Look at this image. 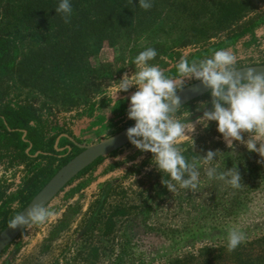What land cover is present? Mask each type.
<instances>
[{
    "label": "rangeland",
    "instance_id": "obj_1",
    "mask_svg": "<svg viewBox=\"0 0 264 264\" xmlns=\"http://www.w3.org/2000/svg\"><path fill=\"white\" fill-rule=\"evenodd\" d=\"M150 3L144 10L139 0L126 2L102 23L84 24L105 25V35L76 38L67 30L70 23H62L64 32L55 31L40 0H0V115L7 107L15 109L37 147L30 153L29 142V155L22 156L18 136L0 127V230L25 205L22 197L36 193L62 165L58 158L69 159L80 150L61 137L58 147L71 149L56 151L54 157L51 149L59 134L93 143L134 121L127 118L128 97L137 88L116 98L114 89L125 74L138 70L133 60L139 52L154 47L157 56L148 63L169 78H178L181 58L198 62L221 49L235 56L233 68L264 63V0ZM233 3L240 9L235 11ZM32 5L38 15L28 18L23 13ZM193 81L186 79L183 86ZM211 108L209 96L173 114L186 126L194 125L188 133L193 144L185 137L178 146L187 162L197 164V189L177 184L170 192L162 184L170 177L156 168L153 154L129 142L62 188L45 206L55 215L27 226L0 254V264L264 261V160L240 142L227 147L215 121L207 127L196 123ZM243 136L247 140L248 134ZM209 150L218 153L204 164L201 157ZM36 151L42 153L33 156ZM234 166L241 176L238 189L206 176L210 167L219 174ZM231 229L246 239L229 252Z\"/></svg>",
    "mask_w": 264,
    "mask_h": 264
},
{
    "label": "clouds",
    "instance_id": "obj_2",
    "mask_svg": "<svg viewBox=\"0 0 264 264\" xmlns=\"http://www.w3.org/2000/svg\"><path fill=\"white\" fill-rule=\"evenodd\" d=\"M139 6L147 10L152 5L150 0H139ZM55 11L63 14L65 23L70 22V0H60ZM156 56L154 47L139 52L133 60L138 70L131 76L125 74L121 78L115 86L114 95L116 98L119 92H127L132 86L137 88L128 97L127 118L134 120L135 124L126 130V137L136 149L153 154L156 168L170 177L162 182L170 192L176 191L177 184L182 189L195 190L199 183L197 164L187 162L178 146V142L185 137L191 138L188 133L194 131V125L188 123L190 126H186L173 115L180 104L177 90L186 79L199 80L210 89L212 108L204 110L196 123L207 127V122L215 121L227 147L231 149L233 141L240 142L249 152L258 153L264 160V73H255L252 68L243 74L235 71V56L221 49L216 50L210 58L198 62L189 63L186 58H181L176 65L178 78H169L158 66L149 65L148 62ZM200 108H204L203 103ZM244 133L248 134L247 140ZM217 153L209 150L201 157L203 163L210 164ZM206 176L224 181L232 188L242 186L235 166L219 174L215 167H210L206 170ZM54 215L42 204H34L14 216L9 226L16 229L43 224ZM245 239L242 231L229 230L227 250L234 251Z\"/></svg>",
    "mask_w": 264,
    "mask_h": 264
},
{
    "label": "water",
    "instance_id": "obj_3",
    "mask_svg": "<svg viewBox=\"0 0 264 264\" xmlns=\"http://www.w3.org/2000/svg\"><path fill=\"white\" fill-rule=\"evenodd\" d=\"M249 68H252L255 73H264V63L245 65L234 68V70L243 74ZM208 92H210V89L206 88L199 80L193 81L181 87L176 93V95L180 98V104L176 110ZM134 124L135 121L131 122L118 132L108 137L101 138L99 141L93 143H79L65 133L59 134L53 145L55 151L66 149L67 154L71 149L70 145L58 147V142L61 137L68 139L72 145H75L80 150L53 173L47 182L32 196V198L19 210L17 214L26 211L34 204H42L43 206L48 205V203L61 191V189L64 188L73 178H75L78 173L93 164L98 158H106L113 152L127 145L129 141L126 137V130L133 127ZM25 136L26 131L22 130L21 138L23 141H27ZM30 148L31 144L29 143L24 149V152L28 155ZM39 153L42 152L36 151L33 156ZM25 228L11 229L8 222L0 230V254L25 230Z\"/></svg>",
    "mask_w": 264,
    "mask_h": 264
},
{
    "label": "trees",
    "instance_id": "obj_4",
    "mask_svg": "<svg viewBox=\"0 0 264 264\" xmlns=\"http://www.w3.org/2000/svg\"><path fill=\"white\" fill-rule=\"evenodd\" d=\"M41 5H40V10L44 14H48V16L52 17L53 21L55 22L56 26V32H64V28L62 27V23L64 22V17L62 13H57L55 9L58 7L60 0H40ZM129 2L131 3L132 0H70V3L72 5V15H71V20H70V27L67 30L72 31L73 33L76 34V38H78L81 34L83 35H88L91 33H96L99 32L101 35H105L106 33V26L103 25L101 27H84V24L86 22L92 21L95 23H102L103 21L101 20L103 17H111V15L115 14L116 7L119 9L125 6V3ZM225 3H222L224 5ZM233 9L239 10L240 9V4L239 3H233L232 4ZM35 10V7L32 5V7H26L24 11V15H26L28 18H32L34 14L38 15L33 9ZM51 9V11H50ZM50 11V12H49ZM35 12V13H34ZM210 96V92L206 93L205 95L194 99L193 101L187 103L184 106H189L191 103H194L197 100L206 98ZM183 106V107H184ZM17 111L13 109L12 107H7L2 115H0V127L7 133H13L18 136V149L19 152L22 156H27L28 154L24 153V148L27 147L29 142L32 143V148L30 150L31 152H34L36 150V145L33 143L34 141L31 139L30 132H28L25 136L29 141H23L21 139L22 135V130H23V125L21 123V119L19 115H16ZM25 130V129H24ZM27 130V129H26ZM51 151L54 153V157L58 158V152L54 150V148L51 149ZM116 152V151H115ZM113 152L112 154H114ZM111 154V155H112ZM185 155V154H184ZM43 156V155H38V157ZM51 156L50 154L46 155ZM58 159H62V165L68 160L66 156L60 157ZM104 158H98L93 164L88 166L86 169L78 173V175L82 174L85 172L87 169H89L92 165L99 163L102 161ZM77 175V176H78ZM35 193L31 192L27 196H23L22 199L24 201V204H26L32 197V195ZM104 198V196H103ZM13 216L9 220L5 222L7 224ZM4 224V225H5ZM253 260L249 261H242L240 264H253ZM258 262L257 264H264V261L256 260ZM179 264H182L180 260H178Z\"/></svg>",
    "mask_w": 264,
    "mask_h": 264
}]
</instances>
